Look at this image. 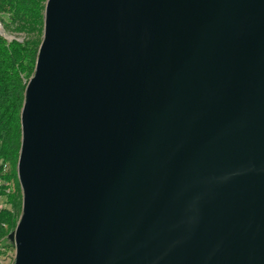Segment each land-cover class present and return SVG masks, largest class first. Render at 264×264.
<instances>
[{"label":"water","instance_id":"obj_1","mask_svg":"<svg viewBox=\"0 0 264 264\" xmlns=\"http://www.w3.org/2000/svg\"><path fill=\"white\" fill-rule=\"evenodd\" d=\"M21 129L14 264H264V0H47Z\"/></svg>","mask_w":264,"mask_h":264},{"label":"trees","instance_id":"obj_2","mask_svg":"<svg viewBox=\"0 0 264 264\" xmlns=\"http://www.w3.org/2000/svg\"><path fill=\"white\" fill-rule=\"evenodd\" d=\"M46 1L0 0V19L6 27L26 31L32 37L25 43L9 44L0 37V204L6 198L10 205L0 207V256L3 257L8 255V248H14L8 235L16 228L22 213V192L16 170L22 141L21 111L43 38ZM8 166L10 170L6 169Z\"/></svg>","mask_w":264,"mask_h":264},{"label":"built area","instance_id":"obj_3","mask_svg":"<svg viewBox=\"0 0 264 264\" xmlns=\"http://www.w3.org/2000/svg\"><path fill=\"white\" fill-rule=\"evenodd\" d=\"M0 37L4 38L6 41H8V44L14 41L20 42V39L14 36L12 33L8 32L6 28L4 27V24L0 20ZM8 167H6L7 169ZM1 184V181H0ZM0 207H3V204H0ZM15 261V255H10L8 252V255L6 257L0 256V264H14Z\"/></svg>","mask_w":264,"mask_h":264},{"label":"rangeland","instance_id":"obj_4","mask_svg":"<svg viewBox=\"0 0 264 264\" xmlns=\"http://www.w3.org/2000/svg\"><path fill=\"white\" fill-rule=\"evenodd\" d=\"M2 17V13L0 12V18ZM1 20V19H0ZM2 21V20H1ZM2 23L4 24V27L6 28V30L8 31V32H10V33H12L14 36H16L17 38H19L20 39V43H25V42H27L30 38H32L31 37V35L28 33V32H26V31H21V30H10V29H8L7 27H6V25H5V22L4 21H2ZM6 41V40H5ZM18 42V41H17ZM6 43H8V41H6ZM0 163H1V161H0ZM10 166H8V169L10 170ZM16 170H17V167H16ZM18 177V176H17ZM14 184V183H13ZM13 188H14V185H13ZM22 192V191H21ZM2 203L1 204H3V206H6V207H10V205L9 204H7V202H6V198H4V200H2L1 201ZM8 252H9V254L10 255H15V247L14 248H12V247H10V248H8Z\"/></svg>","mask_w":264,"mask_h":264}]
</instances>
